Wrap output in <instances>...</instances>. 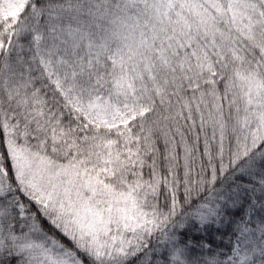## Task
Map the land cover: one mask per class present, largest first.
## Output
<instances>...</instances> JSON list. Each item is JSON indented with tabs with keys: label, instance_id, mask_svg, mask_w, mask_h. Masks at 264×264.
Returning <instances> with one entry per match:
<instances>
[{
	"label": "snow or ice",
	"instance_id": "obj_1",
	"mask_svg": "<svg viewBox=\"0 0 264 264\" xmlns=\"http://www.w3.org/2000/svg\"><path fill=\"white\" fill-rule=\"evenodd\" d=\"M0 264H264V0H0Z\"/></svg>",
	"mask_w": 264,
	"mask_h": 264
}]
</instances>
